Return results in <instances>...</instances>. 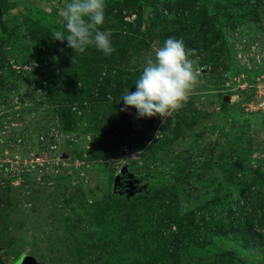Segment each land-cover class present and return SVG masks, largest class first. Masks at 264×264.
Listing matches in <instances>:
<instances>
[{
  "label": "rangeland",
  "instance_id": "1",
  "mask_svg": "<svg viewBox=\"0 0 264 264\" xmlns=\"http://www.w3.org/2000/svg\"><path fill=\"white\" fill-rule=\"evenodd\" d=\"M179 1L105 0L73 63L67 0H0V264H264V0ZM167 37L187 98L121 111Z\"/></svg>",
  "mask_w": 264,
  "mask_h": 264
},
{
  "label": "clouds",
  "instance_id": "2",
  "mask_svg": "<svg viewBox=\"0 0 264 264\" xmlns=\"http://www.w3.org/2000/svg\"><path fill=\"white\" fill-rule=\"evenodd\" d=\"M105 7V0H67L59 11V27L51 31V37L66 42L74 52L73 63L76 54L85 53L89 44L105 56L115 51L110 30L101 29ZM191 51L182 39L165 38L155 49L154 58L146 59L134 82L135 91L124 89L119 100L123 102L121 111L134 107L138 119L159 115L161 123H165L164 118L181 106L196 79L198 70L189 59Z\"/></svg>",
  "mask_w": 264,
  "mask_h": 264
},
{
  "label": "trees",
  "instance_id": "3",
  "mask_svg": "<svg viewBox=\"0 0 264 264\" xmlns=\"http://www.w3.org/2000/svg\"><path fill=\"white\" fill-rule=\"evenodd\" d=\"M180 4H181V2L179 0H176V2L174 3L175 7H180L181 8ZM14 257H16V259H18L17 255H14ZM17 263H18V261H17Z\"/></svg>",
  "mask_w": 264,
  "mask_h": 264
},
{
  "label": "water",
  "instance_id": "4",
  "mask_svg": "<svg viewBox=\"0 0 264 264\" xmlns=\"http://www.w3.org/2000/svg\"><path fill=\"white\" fill-rule=\"evenodd\" d=\"M31 263L29 260H27L26 258H21V264H29Z\"/></svg>",
  "mask_w": 264,
  "mask_h": 264
}]
</instances>
